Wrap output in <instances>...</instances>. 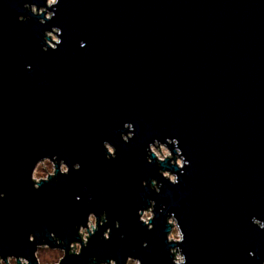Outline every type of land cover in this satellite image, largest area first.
<instances>
[{"label": "water", "instance_id": "95a60500", "mask_svg": "<svg viewBox=\"0 0 264 264\" xmlns=\"http://www.w3.org/2000/svg\"><path fill=\"white\" fill-rule=\"evenodd\" d=\"M0 193L5 261L264 264V0H0Z\"/></svg>", "mask_w": 264, "mask_h": 264}, {"label": "rangeland", "instance_id": "374dc122", "mask_svg": "<svg viewBox=\"0 0 264 264\" xmlns=\"http://www.w3.org/2000/svg\"><path fill=\"white\" fill-rule=\"evenodd\" d=\"M50 34L52 35L53 39H58V37L55 35V33H50ZM160 147H161V150H162L164 155L161 153V151L157 147H154V150L156 151V153L158 154L159 157H164L165 155L169 154V150L167 149V147H165L164 145H160ZM43 164L48 169V171L45 169ZM63 169H65L64 165H63ZM54 170H55V166H54L53 162L46 159L43 161V163L42 162L39 163V165L37 166V168L34 172V177L36 179L45 178L48 176V172L53 173ZM151 216H152L151 210H146L143 213V218L146 220ZM91 222H92V225L94 227L95 226V218L93 216L91 217V220L89 222L88 229H87V227L82 229V234H83L84 239H87V236L89 235L88 230H91V231L93 230V227H91ZM83 230H84V233H83ZM170 238H172V239L180 238V232H179L177 227H175L173 229L172 233L170 234ZM80 246H81L80 243H75V251H79ZM63 255H64L63 250L53 249V248H50L48 246H40L38 248V251H37V256H38L41 264H53L55 262H58ZM179 258H181L180 255H179ZM12 261H13V264H16L15 258H13ZM21 261L27 262V260L25 258H22ZM111 264H113V263H111ZM128 264H139V262L137 260L130 259Z\"/></svg>", "mask_w": 264, "mask_h": 264}, {"label": "clouds", "instance_id": "9594fccd", "mask_svg": "<svg viewBox=\"0 0 264 264\" xmlns=\"http://www.w3.org/2000/svg\"><path fill=\"white\" fill-rule=\"evenodd\" d=\"M55 2V0H48V3L49 4H51V3H54ZM60 29V28H59ZM61 30V29H60ZM82 46H83V42H82ZM132 124H129V123H127L126 124V126H131ZM176 143H178V141L177 140H174ZM178 151H179V153L181 152V149L180 148H178L177 149ZM107 154H108V152H107ZM108 156H109V154H108ZM115 156V154H113V155H111L110 157H114ZM180 160H181V163H180V168H183L187 163H188V161H186V159L182 156V155H180ZM74 167L76 168V169H79V167H80V165L77 163V164H75L74 165ZM67 171V169H65V172ZM170 181L172 182V183H178L179 181H178V175L177 174H175V175H173V176H171L170 177ZM35 186L36 187H39V185H36L35 184ZM4 194L3 193H0V196H3ZM78 199H79V197H78ZM117 226H119L118 224H117ZM261 228H264V225H261ZM104 235V237L105 238H109V234L108 233H104L103 234ZM87 243H85V245H86ZM81 252H77L76 254H80Z\"/></svg>", "mask_w": 264, "mask_h": 264}, {"label": "flooded vegetation", "instance_id": "af4514ba", "mask_svg": "<svg viewBox=\"0 0 264 264\" xmlns=\"http://www.w3.org/2000/svg\"><path fill=\"white\" fill-rule=\"evenodd\" d=\"M53 249H59V248H53ZM60 250H62V249H60ZM13 258L16 259V264H19L17 258L14 257V256L8 257V260H7V261H5L4 259L0 258V264H13V261H12ZM21 259H22V258H21ZM60 259H61V258H60ZM39 261H40V260H39ZM58 262H59V261H58ZM55 263H57V262H55ZM55 263H53V264H55ZM21 264H24V263H22V261H21ZM25 264H27V262H26Z\"/></svg>", "mask_w": 264, "mask_h": 264}]
</instances>
